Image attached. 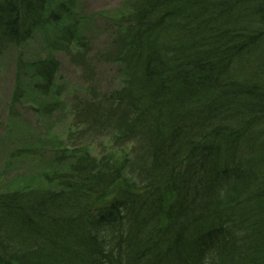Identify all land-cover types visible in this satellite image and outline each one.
<instances>
[{
	"label": "trees",
	"instance_id": "obj_1",
	"mask_svg": "<svg viewBox=\"0 0 264 264\" xmlns=\"http://www.w3.org/2000/svg\"><path fill=\"white\" fill-rule=\"evenodd\" d=\"M79 1L48 17L49 0H0V58ZM129 17L107 28L124 49L108 99L131 111L123 138H146L141 181L120 188L129 158L59 152L58 190L0 189V264H264V0H134ZM62 38L52 47L86 52ZM27 67L52 95L59 59ZM82 114L111 127L117 110Z\"/></svg>",
	"mask_w": 264,
	"mask_h": 264
},
{
	"label": "rangeland",
	"instance_id": "obj_2",
	"mask_svg": "<svg viewBox=\"0 0 264 264\" xmlns=\"http://www.w3.org/2000/svg\"><path fill=\"white\" fill-rule=\"evenodd\" d=\"M60 1L49 0L46 12L49 13ZM133 1L81 0L69 21L37 29L30 41L10 47L1 56L0 189L3 192L56 190V177L66 173V166L60 164L62 160H58L59 152L76 147H84L93 157L107 156L119 164L129 158L131 173L126 174V178L120 182V188L127 187V183L133 180L141 181L140 170L148 164L149 151L142 133L139 138H123L127 122L132 118L129 109L116 107V128L111 130L109 127L87 130L82 127L86 123L84 120L81 124L71 118L69 113L74 104L85 97V89L89 85L99 81L101 89L105 91L122 82L123 65L119 64L118 57L124 49L117 43H110L107 21L116 19V28L130 21ZM75 22L78 23L79 37L87 44V48L85 53L80 47L74 51L84 55L76 58L73 52L64 50L52 53L48 46L59 30ZM94 53L96 55L93 58ZM54 55L62 63L55 93L42 98L32 88L34 79L27 65ZM235 74L232 72L230 76ZM101 94L99 92V97ZM46 106L55 109V112L44 115L42 111ZM113 107L105 104L99 110ZM112 195L110 193L106 202L111 201Z\"/></svg>",
	"mask_w": 264,
	"mask_h": 264
},
{
	"label": "bare ground",
	"instance_id": "obj_3",
	"mask_svg": "<svg viewBox=\"0 0 264 264\" xmlns=\"http://www.w3.org/2000/svg\"><path fill=\"white\" fill-rule=\"evenodd\" d=\"M56 7V5L54 6V8ZM54 8L52 9V10H54ZM51 10V11H52ZM49 15H50V12L49 13H47L46 12V16H48L49 17ZM72 17L71 16H69V17H65L63 20H61V21H56V22H50V23H46L44 26H48V27H54V26H57V25H60V24H64V23H66L67 21H69L70 19H71ZM69 32H72V33H79V28H78V23L77 22H75V23H73V24H70L69 26L67 25V26H64L63 28H61L60 30H59V32H58V34H57V36H56V38L52 41V43H50L49 44V46H48V48L50 49V51L52 52V53H54V54H56V51H58V49H55V48H53L52 47V45H53V42L56 40V39H58V38H61V39H63L62 37L63 36H67L68 35V33ZM67 35H66V34ZM109 38H110V40H111V36H109ZM78 43V42H77ZM73 55L77 58V56L79 55V56H83L84 54L83 53H81V52H79V51H74L73 52ZM123 54L121 53V55L120 56H122ZM119 56V57H120ZM50 57H53V56H49V57H46V58H41V59H37V61H39V60H43V59H48V58H50ZM2 242H4V239H2ZM212 244H213V242H212ZM211 244V245H212ZM77 255H79L78 254V252H75ZM84 256V255H83ZM54 256H51V258H53ZM78 258H80V256H77ZM76 257V258H77ZM76 258H74V259H76ZM210 259H212V258H210ZM211 263V262H210Z\"/></svg>",
	"mask_w": 264,
	"mask_h": 264
}]
</instances>
